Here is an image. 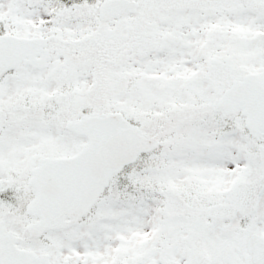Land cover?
<instances>
[{"label":"snow or ice","instance_id":"obj_1","mask_svg":"<svg viewBox=\"0 0 264 264\" xmlns=\"http://www.w3.org/2000/svg\"><path fill=\"white\" fill-rule=\"evenodd\" d=\"M0 264H264V0H0Z\"/></svg>","mask_w":264,"mask_h":264}]
</instances>
